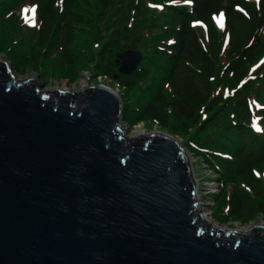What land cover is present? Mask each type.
<instances>
[{"label":"water","instance_id":"water-1","mask_svg":"<svg viewBox=\"0 0 264 264\" xmlns=\"http://www.w3.org/2000/svg\"><path fill=\"white\" fill-rule=\"evenodd\" d=\"M116 58L129 76L141 52ZM123 121L107 86L45 91L0 60V264H264V223L208 224L184 145Z\"/></svg>","mask_w":264,"mask_h":264},{"label":"trees","instance_id":"trees-1","mask_svg":"<svg viewBox=\"0 0 264 264\" xmlns=\"http://www.w3.org/2000/svg\"><path fill=\"white\" fill-rule=\"evenodd\" d=\"M27 1L37 3L38 27L28 56L30 69L36 70L39 61L59 46L69 72L80 61L93 62L94 56L90 53L87 59L84 53L72 54L68 49L76 28L91 22L90 15L78 9L74 0H14L13 6ZM173 1H160L166 7L163 12H166V21L160 26L162 43L152 50L164 87L153 85V93L146 101L135 100L134 105L123 103L124 120L132 124L149 120L175 135H184L193 128L194 133L186 143L191 141L193 151L202 155L206 163L218 165L225 178L236 181L227 197V207L236 219L248 222L258 213H264V186L255 176V171H264V122L261 120L264 119V73L257 76L262 79L254 90L260 104L256 111L250 99L239 95L238 90L247 78L248 64L264 52V0H258L256 5L249 0ZM220 13L227 32L222 74L234 97L228 95L217 101L213 80L220 39L214 18ZM193 22L204 27L205 43L200 41ZM139 30L138 25L123 34L115 30L112 43L103 44L98 53V74L128 91L136 88L142 68L138 66L131 75L124 76L117 72L118 64L113 59L116 52L138 50L133 37ZM122 35L124 43L120 45L115 37ZM226 106L228 109L224 111ZM226 186L221 183L218 203L225 202Z\"/></svg>","mask_w":264,"mask_h":264},{"label":"rangeland","instance_id":"rangeland-1","mask_svg":"<svg viewBox=\"0 0 264 264\" xmlns=\"http://www.w3.org/2000/svg\"><path fill=\"white\" fill-rule=\"evenodd\" d=\"M160 1L175 2L173 0H74V4L78 9L90 15L91 22L86 27L76 28L68 49L72 54L84 53L87 59L89 53L94 57L92 63L80 61V64L74 65L73 70L69 72V68L60 54V46L54 48L46 59H41L36 70L28 67V56L31 49L33 50L32 47L35 44V34L38 27L36 18L37 3L27 1L13 6L14 0H0V60H6L12 66L17 79L33 77L42 85V89L45 91L53 88L75 90L80 89L81 84H100L112 89L118 95L122 104L130 102L131 105H134L135 100L146 101L153 93L155 88L153 85H157L160 89L164 87L162 81L159 80L162 72L159 71V65H157L152 52L153 47H158L162 43L160 26L163 24L162 21H166V12L163 13L166 7ZM249 1L256 5L258 0ZM176 3L179 4V2ZM181 4L188 6L189 2H181ZM135 25H138L140 30L139 34L133 37L135 38L133 43L141 52V61L138 66L142 68V73L136 88L128 91L119 87L114 80L98 74V53L103 44L108 43L110 45L112 43L115 30H119L123 34L127 30L133 29ZM193 25L200 41L205 43L204 27L198 22H193ZM215 29L219 34L220 54L214 64L216 74L213 80V95L218 101L219 98L224 100L228 95L233 98L234 93L228 90L226 77L222 74L226 62L224 52L227 47V32L223 28V24L218 21V18L215 19ZM115 39H118L120 45L124 43L123 35L121 38L115 37ZM113 51L116 52L115 48ZM113 60L114 62L117 61L116 56ZM262 72L264 73V52L262 56L248 64L247 78L238 90L241 91L239 95H246L250 99L253 111H256L260 105L254 97V90L259 80L262 79V76L258 78L257 76ZM64 83L67 87H63ZM224 102V105H226L227 102ZM227 109L228 106L224 108V111ZM229 112L230 110L228 115ZM167 115L170 117V114L167 113ZM124 117L125 112L123 113ZM261 120L264 122L263 118ZM123 126L130 133L134 129L141 133L165 132L184 145L194 172L198 208L202 213L205 212L213 222L219 226H226L230 230L241 227L247 228L251 224L264 223V213H258L248 222H241L228 210L227 197L236 181L225 178L224 172L218 165L206 163L202 155H199L197 151H193L191 141L186 143V139H189L191 134L194 133L193 128L189 129L184 135H175L169 129L162 128L149 120H141L135 124L124 120ZM127 136L133 137V135ZM255 176L262 180L264 186V171H255ZM222 182L227 185L225 202L218 203L216 199L220 193ZM238 187H240V182Z\"/></svg>","mask_w":264,"mask_h":264},{"label":"bare ground","instance_id":"bare-ground-1","mask_svg":"<svg viewBox=\"0 0 264 264\" xmlns=\"http://www.w3.org/2000/svg\"><path fill=\"white\" fill-rule=\"evenodd\" d=\"M83 84H81V86H82ZM63 87H67V85H66V83H64V86ZM141 132H139L138 130H136V129H134L131 133L129 132V130H126V135H133V136H136V135H138V134H140ZM194 173V172H193ZM196 196H198L197 194H196ZM198 200V199H197ZM203 211H205V210H203ZM201 214H202V216H203V219L205 220V221H207L208 222V224H210V225H212V226H214V227H216V228H218V227H220L218 224H216L215 222H213V220H211L210 219V217L205 213V212H203L202 213V211H201ZM221 228H223L224 230H230L228 227H226V226H222ZM233 230H235L234 228H233ZM237 231H239V232H244L245 230H246V227H241V228H239V229H236Z\"/></svg>","mask_w":264,"mask_h":264}]
</instances>
